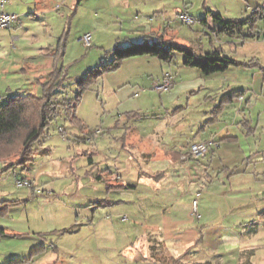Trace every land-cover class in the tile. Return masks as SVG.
Masks as SVG:
<instances>
[{
	"label": "rangeland",
	"instance_id": "374dc122",
	"mask_svg": "<svg viewBox=\"0 0 264 264\" xmlns=\"http://www.w3.org/2000/svg\"><path fill=\"white\" fill-rule=\"evenodd\" d=\"M28 1L0 0V9L22 22L0 30V106L13 95L42 93L31 78L37 71L19 60L20 53L25 43L54 47L63 28L56 6L63 0L47 6L43 0ZM187 5L194 22L177 17L162 24L168 26L161 32L166 39L201 53L220 48L255 66L211 77L186 65L177 50L169 62L144 54L123 58L110 70L118 46L155 35L145 33L150 23L124 19L122 1H83L82 10L67 22L70 32L60 62L67 80L55 94L59 100L75 97L78 82L84 86L76 119L64 113L53 118L25 164L7 168L0 155V228L5 231L0 233V264H264V174H259L264 162L248 167L246 158L264 147V0H186L183 9ZM44 10L62 19L53 36L46 33ZM212 12L226 19L252 18L253 26L246 24L244 32L260 37L243 40L239 33L219 31ZM87 32L92 34L89 47L80 41ZM37 58L39 64L52 61ZM167 72L177 84L159 92L154 85ZM220 84L226 91L215 96L217 101L237 89L248 95L241 110H225V121L215 120L217 103L210 99ZM249 97L259 98L257 105L246 106ZM243 109L257 124L243 146L211 142L210 157L189 156L176 167L170 166L171 157L155 160L176 152L185 156L199 137L220 140L226 133L222 125ZM167 167L168 177L154 176L163 190L138 181L141 171Z\"/></svg>",
	"mask_w": 264,
	"mask_h": 264
},
{
	"label": "trees",
	"instance_id": "16d2710c",
	"mask_svg": "<svg viewBox=\"0 0 264 264\" xmlns=\"http://www.w3.org/2000/svg\"><path fill=\"white\" fill-rule=\"evenodd\" d=\"M216 22V29L227 34L239 33L241 39L260 37L258 32L245 33V25L253 26V19H226L219 12H212ZM206 20L205 18L203 19ZM67 30L60 38V44L54 52V64L49 72V79L41 82L42 93L36 95H13L8 98L5 104L0 106V155L3 157L7 168L19 164H25L33 153L32 144L48 127L53 118L64 113L72 121L76 119V108L80 101L84 86L75 97H68L59 100L56 92L65 88L67 73L60 65L65 54ZM184 53V63L200 68L204 74L210 75L216 72L227 70L232 65H255L251 61H240L235 57L227 56L222 49L216 48L206 53L195 50L192 46L174 44L171 39L164 36H147L143 41L136 42L124 47H117L115 58L107 65L112 70L119 66L123 58L149 54L165 61H172L176 51ZM132 113L131 116H136ZM15 159H10L13 156ZM0 228V233H4Z\"/></svg>",
	"mask_w": 264,
	"mask_h": 264
},
{
	"label": "crops",
	"instance_id": "0c3cea01",
	"mask_svg": "<svg viewBox=\"0 0 264 264\" xmlns=\"http://www.w3.org/2000/svg\"><path fill=\"white\" fill-rule=\"evenodd\" d=\"M35 2L37 0H30L28 1V3L30 2ZM50 0H43V5L47 6L48 2ZM64 2L62 4H57V9H59V12L62 14V17H64L63 20V28H61L59 30L58 36L56 37V41H55V45L54 47L52 43H49V45L47 46H40V47H33V45H30L29 43H25L24 44V48L25 50L23 51V53H20V57L19 60L21 61H25V64L27 67L32 68L34 71H37V73H32L34 76L31 78H34V81L37 82L38 84L41 85V81H44V74H45V68L44 66H46L48 68L47 73L50 72V70L53 67L54 64V52L57 50L59 44H60V38H62V36L64 35V33L67 30V22H70L71 16L78 14L82 8H83V1L85 0H63ZM114 1H122L125 4V9L124 12L122 14V16L124 17V19L129 20V22H139V23H150V28H148V30L145 33H149L151 32L153 35L155 36H166L165 32H162V30H164L165 28H167L165 25L166 22H171L173 20V18H182V16L184 14H189V10H192L190 6H185V8L183 9V6L186 3V0H114ZM33 2V3H34ZM132 2L134 3V6L132 4ZM38 4V1H37ZM183 9V10H182ZM2 10V9H0ZM67 11V13H65ZM1 12V11H0ZM42 15L44 17H46V33H48L50 36H53V32L55 31V29L57 28V23L62 20L60 18H58L56 20V16H53L49 13H47L46 10L41 11ZM125 13V14H124ZM30 14L32 15H36L35 12H30ZM192 16V15H191ZM117 17V16H116ZM119 18V17H117ZM206 20L203 22H205L207 25H209V20L207 18H205ZM139 20H142V22H140ZM130 22V23H131ZM154 22H157L155 25L153 24ZM22 24L21 19H19L18 21H16L12 27H20ZM165 27V28H164ZM214 27H216V25H214ZM164 28V29H163ZM68 33L70 32V27H69V31H67ZM14 38L16 39H20V35H16ZM33 48H38L33 49ZM148 55V54H146ZM38 56H45V57H50L51 58V63H49V61H45L44 64H39L36 62V60H38ZM137 56H144V55H137ZM156 57V56H155ZM158 58V57H157ZM160 59V58H159ZM27 60V61H26ZM169 62V61H168ZM184 62V61H183ZM249 62V61H248ZM253 64L255 62L251 61ZM43 65V66H42ZM187 65V64H186ZM191 66V65H189ZM251 67V66H255V65H232L230 66L227 70L223 71V72H219V73H214L211 74L213 76L211 77H223V75H228V71H232L231 73L234 74H242L246 69L245 67ZM42 67V70H40ZM194 67V66H193ZM200 69V68H199ZM25 70V68H24ZM31 70V69H30ZM31 70V72L33 71ZM169 70V69H168ZM202 71V70H201ZM203 72V71H202ZM171 72H167L165 74H168ZM223 73V75H222ZM43 75V76H42ZM172 75V73H171ZM173 76V75H172ZM175 77V76H174ZM173 77V79H174ZM208 77V76H207ZM205 77V78H207ZM209 78V77H208ZM218 83V82H217ZM176 80L174 79V86H176ZM229 88L230 84H228ZM215 86V85H213ZM215 88V89H214ZM214 92L211 96L210 99L215 100L216 106L215 111V120L219 121H225L226 119L224 118L225 116V110L227 112L228 108L229 109H242L243 105H245V100H247V92L244 90L242 92V89H237L235 90L233 93H231L230 95H226L223 96L219 101H217L218 99L215 98V96H219L221 93L225 92V84H220L217 85L216 87H213ZM237 92V93H236ZM210 94H208V96H206V98L209 97ZM233 101L231 104L230 102ZM259 102V98H255L253 100V97H249L248 102L246 104V106H253L252 103H256L255 105H257V103ZM233 107V108H232ZM177 109H175L172 113L176 114ZM248 110H244L243 112L244 114H239L237 115V117H235V119L232 121H227L225 125H222L223 131L226 132L223 136L219 137L221 138L220 140L217 139L218 136H214L211 139H208L209 143H213L212 145L214 146H224L226 145V142L228 143L229 146H243L242 145V140H244L246 137L251 136V134L256 131L257 128V124L254 125L253 123V117H252V113L251 114V118L248 117V113H246ZM251 112V111H250ZM168 113V112H167ZM241 113V112H240ZM242 118V120H239V118ZM207 138H203V137H199L198 139H195L197 141H207ZM218 144H217V143ZM211 151V150H210ZM189 152L186 153V155H180V153H173L170 154V156L168 155H156L154 158L157 161H163V160H167V158L171 157V162H170V166H175V164H177L180 161L186 160L187 157H189ZM250 155V154H249ZM211 156V152L203 157H210ZM185 157V158H184ZM248 160L247 162V166L249 167L250 165H254V164H259L260 162H264V147L255 150L253 153H251V155L249 157H246ZM264 166H261V170L259 172V174H264ZM168 167L166 170H156L153 173H149L146 171H141V173H139L140 177L138 178V181H142V183L147 184V186H150L152 184L155 185L156 190H163V185L161 184L162 181H160L159 179V184H155L154 182V176H159L158 178H166L168 177ZM119 174H112L113 177L118 176ZM157 178V179H158ZM144 184V185H145ZM126 185L130 186V187H136L137 184H128L126 183ZM146 186V185H145ZM263 215H264V210L262 211ZM261 213V212H260Z\"/></svg>",
	"mask_w": 264,
	"mask_h": 264
},
{
	"label": "built area",
	"instance_id": "2783aa9c",
	"mask_svg": "<svg viewBox=\"0 0 264 264\" xmlns=\"http://www.w3.org/2000/svg\"><path fill=\"white\" fill-rule=\"evenodd\" d=\"M4 7V2L2 3ZM182 19L187 23H193L194 19L189 14H184ZM18 20V15L15 13H10L5 10L0 12V30L3 27H10ZM91 38L92 34L90 32L85 33L82 37H80V41L84 43L86 46H91ZM174 84V79L171 74H165L161 80L155 83L154 87L157 91L163 92L167 89L171 88ZM0 96V100H1ZM210 153V144L208 141H197L192 142L190 145L189 156L192 157H201L206 156Z\"/></svg>",
	"mask_w": 264,
	"mask_h": 264
}]
</instances>
